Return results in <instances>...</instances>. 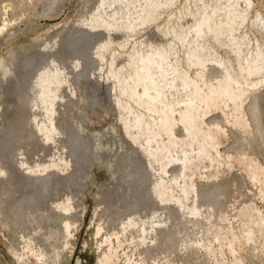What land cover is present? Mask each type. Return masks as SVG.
<instances>
[{
  "label": "rangeland",
  "instance_id": "374dc122",
  "mask_svg": "<svg viewBox=\"0 0 264 264\" xmlns=\"http://www.w3.org/2000/svg\"><path fill=\"white\" fill-rule=\"evenodd\" d=\"M133 1L110 4L107 11L116 7L121 18L110 21L125 29L127 17L147 5ZM152 1L167 5L129 36L109 28L79 34L100 0H0V264H264V81L247 86L238 103L200 110L194 145L217 142L208 147L211 157L164 135L153 142L155 151L166 147L155 160L145 136H132L142 130H126L128 115L110 97L114 83L99 82L97 66L106 77L112 50L105 60L90 57L108 42L120 54L119 66L127 65L132 37L145 34L166 45L158 25L187 29L213 9L212 22H219L234 4L246 14L235 21L234 35L248 45L241 53L212 28L200 38L199 54L226 61L245 81L240 53L264 55V0ZM126 39L124 48L112 43ZM182 46L171 60L189 70ZM52 60L66 63L61 78H71L74 88L66 87L53 115L35 92ZM206 64L189 75L208 90L225 70L213 60ZM258 80L264 71L250 78ZM185 126L176 124L174 133L190 143Z\"/></svg>",
  "mask_w": 264,
  "mask_h": 264
},
{
  "label": "bare ground",
  "instance_id": "6f19581e",
  "mask_svg": "<svg viewBox=\"0 0 264 264\" xmlns=\"http://www.w3.org/2000/svg\"><path fill=\"white\" fill-rule=\"evenodd\" d=\"M116 2H122L128 5L129 0H100L97 10L98 13L92 15L90 20L84 23V27L79 30V34H88L94 32L95 29L109 28L116 32L130 33L131 35L129 36H132L141 26L146 24L151 25V20L155 22L161 15V8H165L167 5V3L162 5L161 3L163 2L161 1V3H159L158 1L146 0L147 5L142 7L139 13L135 12L138 13L136 18L130 15L127 17L128 23L124 29V26L121 27L119 25L120 23L118 24L117 22L110 21L111 17L121 19L118 17L119 11L116 10V7L112 9V13L107 11V7L110 8V4H116ZM167 2H169V0ZM229 5L230 7L233 6V8H229L227 10L228 14L226 19L220 20L219 22H212L213 17H215L214 15L218 11L217 9H213L212 14L204 10L197 22L187 29L178 28L177 26L162 29L158 25L156 30L167 38L166 45L163 44L164 42H160L159 44L149 42L150 38L145 34L141 36V39H134V37H132V50L129 53L127 65L119 66L118 56L120 54H117V50L113 49V47L111 48L108 42L99 45L95 53L96 55H93L94 57L90 54L93 61H96L97 58L99 59L98 56L105 60L106 53L112 50L109 62L110 67L109 71L106 72V77H104V66L100 64L97 66L101 71L100 73L103 74H101L102 79L99 82H101L100 84L102 86H106V84H111L112 82L114 83L113 88L110 87V97L112 98V96H115L118 108L124 110L128 115L124 118L126 130L128 131L133 128L142 130L139 134L133 133L132 136L136 138H139V135L145 136L149 147L148 153L152 155L155 160H158L159 152L163 151L166 147H158V151H155L153 150L155 148L153 142L159 143L164 138V135L172 137L174 145H178V142H181L180 147L188 145L192 154L195 153L199 156L211 157L208 147L216 146L217 142L212 140L210 142L201 143V146L196 147L194 145L196 139V132L194 130L197 128L198 120L201 116L199 114L200 110L204 106L209 108L217 103H223L225 107H228L230 102L238 103L246 94L247 86H257L260 81H264L258 80L250 82L252 76L260 75L264 71V55L260 51L251 57H248L246 54H241L243 46L248 44L243 42V38L239 39L235 37L234 31L236 28L234 27V23L240 17L245 18L246 14L237 12L234 4ZM122 11H126V14H130L129 12L131 10L129 11L128 7H125ZM224 21L227 25L229 24L228 30H222V27H220L221 29L219 28ZM261 21H263L264 24V19ZM212 28L217 29L216 39H221L220 37L225 35L228 36L229 45L231 47L235 46L239 52H241L238 63L240 73H244L245 81L240 79L239 73L236 75L233 74L231 66H229L226 61L221 59L219 61V59L215 57L206 59L200 56L199 49L203 47L200 38L204 37L203 35H205L208 29ZM126 41H128V39L124 41H113L112 43L118 45L120 48H124ZM179 45H187L186 54L190 61L189 70H182L179 68L178 58L175 62L171 60L174 49L176 48L175 55L179 52V50H177V46ZM209 60L216 61L223 66L225 76L223 75L224 79L219 82L218 86H211L212 88L208 87L209 89L206 90V87L204 88L203 84H200L202 81L200 80V82L198 79L190 76L189 72L191 67H205L207 65L206 62ZM65 64L61 67L58 65L55 66L54 60H52L51 64H48L38 77L37 88H39V91L35 92H39L42 101L47 103L46 110L47 113L51 115L58 112L57 105L59 100L65 101L66 87L69 89L73 88L71 78H67V81L61 78V74L66 77ZM127 66L130 67V70L125 71ZM8 68L7 65H2L3 72L7 71ZM119 94L126 96L127 99L124 101L119 99ZM137 107L144 109V111L137 112ZM206 113L207 112H204L203 114ZM180 122L184 123L186 125L185 127H187V134L191 139L190 143L182 139L178 141V136L174 133L173 127ZM45 129L50 131L47 127H45ZM49 139L50 137L47 136V140ZM167 151L170 152L171 148H167ZM194 157L195 156L192 158Z\"/></svg>",
  "mask_w": 264,
  "mask_h": 264
}]
</instances>
